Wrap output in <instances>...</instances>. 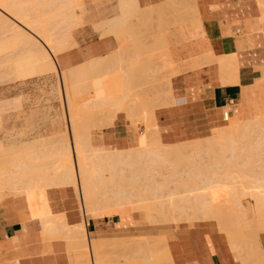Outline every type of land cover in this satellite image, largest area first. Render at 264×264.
<instances>
[{"label":"crops","instance_id":"crops-1","mask_svg":"<svg viewBox=\"0 0 264 264\" xmlns=\"http://www.w3.org/2000/svg\"><path fill=\"white\" fill-rule=\"evenodd\" d=\"M128 2H133L138 9L128 19H123L127 22H120V25L116 20L123 21L118 17L122 12L119 0L115 14L109 11L108 16L96 22L102 32H106L102 26L108 27L110 21L116 20V26H125V40L130 43H124V49L113 34L84 33L77 40L74 29L76 46L59 54V72L77 67L76 74L83 73L77 75L81 77L76 101L79 97L84 98L83 104L77 102L78 108H94L97 103L111 102L112 90L124 82L127 90L139 97L132 99L133 102H145L155 108L152 119L157 127L155 132H159V141L163 145L170 146L188 143L192 146L196 140L208 139L217 129L228 127L232 119L242 122L264 115V0H189V4L186 0ZM144 22L152 27L146 44L140 43L143 35L140 36L136 29V25L143 27ZM165 28L168 29L166 32ZM149 47L153 49L151 53L145 50ZM136 54L141 56L134 57ZM228 54L237 62L236 74L229 75L232 79L222 74L219 65V60L228 58ZM124 58L125 63L108 66L113 60ZM162 68L167 72L163 81ZM157 71L159 74H155ZM169 91L172 92V105L169 102L157 106L156 103L160 99L163 101ZM145 92L147 96H144ZM62 94L64 98L63 85ZM136 116L139 122L119 111L110 123H92V127L106 125L98 132V138L92 135L90 127L92 145L122 151L140 149L141 137L147 134L148 119H143L145 116L140 112ZM67 121L68 137L72 139L74 132L70 119ZM62 129L59 135L64 136H56V140L64 139L66 133L64 127ZM52 136L40 135L39 139ZM94 141L99 144L95 145ZM47 199L49 220L59 219L57 214H64L70 226L84 220L77 199L69 190L50 189ZM251 200L250 204L243 201L244 205H254ZM0 204H5L0 210V264H72L74 251L69 249L65 239L45 241L27 195L4 198ZM134 217L135 220L144 219L141 213L92 218L85 221L86 231L88 234L106 231L116 238L145 235L132 225ZM215 226L213 222L195 221L166 227L164 234L173 264H243L240 253L232 249L226 236ZM260 241L264 252V231L260 233ZM80 252L84 253V249H77V258Z\"/></svg>","mask_w":264,"mask_h":264},{"label":"bare ground","instance_id":"bare-ground-1","mask_svg":"<svg viewBox=\"0 0 264 264\" xmlns=\"http://www.w3.org/2000/svg\"><path fill=\"white\" fill-rule=\"evenodd\" d=\"M128 1L119 0L122 12L121 16L118 17H120V19L122 20L125 18L128 19L129 15L132 14L134 10L138 9L136 6H134L133 2L131 3ZM80 3L81 2L78 0H0V69L9 68V73H12L15 79L22 82L32 80L34 77H38V75L40 76L43 73L45 75L47 72H57L59 69V65L55 60L56 55L54 56V53L58 54V50H63L64 47H62L61 45H63V43H66V41L64 40L70 33H72V27H78L80 23L82 25L81 15L78 12V8L81 6ZM127 19L125 22H127ZM116 20L118 24H120V22L125 23L124 20ZM105 23H109V21H106ZM114 23L110 21L109 24H112V27L109 26V24L107 27L101 23V25H104V27L107 28L103 29L104 27L102 26V30L106 31L103 33L106 35V33L111 34V32H114L113 34L118 37L117 39H119L122 49H124L126 33V31L124 30L126 28L125 26L122 28L118 25L117 28V23ZM120 25H122V23ZM73 46H76V41L73 43ZM219 63V65H221L222 74L224 73V76L226 75L230 78L232 74H236L237 62L235 61L234 57L231 56V54H228V58L223 59L222 57V59L219 60ZM77 70V67H73L71 69H63L62 72L58 71L59 74L57 72V75H59L60 77L59 82L64 87V98L66 100L65 103L67 102L68 110L67 118L70 119V125L72 131L74 132L71 143H69L70 140L67 141L61 138V140H57L56 143H53L52 148L50 145V148H47L48 151H46V149H43L46 146L43 148L40 147L45 143V141L37 140L35 141L36 146L32 143L33 145L29 144L31 147L26 146L27 149L25 147L26 154L23 155V159L20 158L17 161L13 169L6 170L3 167L6 150L4 148L3 142L0 140V202H2L3 199L7 197L14 198V195H21L20 187L25 189L23 191V194L27 195L30 201V207L34 212V219L39 220L40 226L42 228V233L46 236L45 238L55 239L56 233L58 234L59 231L57 229V223H55L57 221L49 220V215L47 214L50 206L47 205V202L45 203L44 201L48 196V191L50 189L56 188V186H59V188L62 187L66 191L72 190L75 195L77 194L81 203V209L84 214V220H82V222H80L79 224L73 226H70L68 222L66 223V225H64V222L62 224V220L60 221L61 223L59 222L60 224L64 225L62 226V228L64 227L68 229L67 231L71 234L70 236L72 238L69 237L70 241L68 240L69 244H71L69 245L71 246V249L72 246L73 248H83L85 246H88L90 248V251L84 252V256L77 260L78 262L75 261V259L77 258L75 254L74 257L76 258L73 262L76 263L73 264H90L91 260L90 258L88 259L89 253H91V256L93 258L95 257V260L92 258V264H104L103 262H106L109 257H107V259L105 260H102L103 258H105V252L100 251V247L102 245H105V242L108 241L107 244H110L114 240L130 243V245H127V248L128 246L132 247L129 251H132L130 253H133V255L128 253L129 257L131 255L130 258H132H129L128 261L133 260L132 262L135 264L138 261L139 262L137 264H145L143 261H147V264H173L174 261L172 260L167 236L165 234L159 236L132 235L123 238H116L111 237L106 231H96L89 234L86 231V220L92 218L114 217L116 215L119 216L141 212L145 213L146 220L148 222L147 224H165L166 227H170L172 225H175L176 227L182 222H213L216 225L215 227H217V229L221 233L227 235L229 245H231L232 249L239 252L243 251L244 258H241L243 264H255V259H260L262 260V262L258 260L257 262L263 263V250L260 251L259 254H257V248L255 250L254 246L250 244V242L252 243V240H254L253 238H255V236L251 238L252 235H256V237H258V232L255 231L256 234H254V232L250 233L248 232V229L255 230V227L258 228L261 226L264 228V215L262 213H258H264V189H262L264 188V168L262 167L264 166V115H262L261 117H255V119L247 120L245 122L242 121L240 123L237 120L232 119L231 124L228 127L220 128L217 130L215 129V134L208 139L206 138L200 141L196 140L195 146H191V153L187 154V152L184 154L183 146H185L186 144L170 146L163 145L159 141V132H155V128L157 127L152 122V119L155 117H153L155 108L146 104L145 102H133L132 99L139 97L130 90H127L124 82L117 84L116 87L112 90V94H110V98L112 100L111 102L97 103L94 108H78L77 103L75 104L71 102L73 94L77 89L78 80L81 77H78L77 75L83 74L81 72H78V74H76ZM225 81L222 80V82ZM232 82H234V80ZM60 83L59 87L61 88ZM166 93L163 97V101L160 99L156 103L157 106H165L166 103L168 104L169 102L172 105L173 98L172 95H170V93L172 94V92L168 93V95H170L171 97L167 96ZM109 106H112L114 108ZM2 110V104H0L1 123ZM119 111L127 113L131 118L137 117V112L138 114L140 112V114H143V116H145L143 119H148L146 124L147 134L144 133L143 135L145 136L141 137L142 146L140 147V149L138 148L136 150L133 149L122 151L116 150L114 148H112V150H109L105 147L93 146L89 133L90 126L92 127L91 120L95 118L94 120L96 121V118L98 116H102L101 118L99 117L100 120L97 119L99 120V122L108 121L110 123L117 116V112ZM133 112H135V114ZM139 116L141 117V115ZM143 119L142 121L145 122ZM243 122L245 123L244 125H242ZM150 125L154 127V132L157 135V138H155V143L152 140L153 138H151L153 137V135L151 136L150 134L152 133L149 129H152ZM161 146L169 148L167 151L160 150L159 147ZM204 157H206L207 160ZM184 158L195 159L187 163V171L182 170L178 175L175 173L171 176V179L175 180L180 177L178 181H181L182 187L185 188L183 192L186 193L188 191H191L192 193H194L192 191L194 190L198 191V194H195V197L193 195V199H190L192 198L190 197L192 195H189V193H186L185 196L179 198L178 201L180 203L178 204V206H173L172 210L169 211V215L163 214L155 216L154 214H152V212L156 211V209L140 203L141 200L134 201L127 199V194L124 195V200H119L116 203H107L103 201L102 196H104L106 194V191L109 190L108 186L110 185V183L108 180L116 181L120 183V186H122V183L125 184L126 182H130L128 184H125L124 189H120L119 193L127 192L128 189H126V186L127 188L129 187L131 189V192H134L133 189L136 188L139 183L142 182V180L148 181L146 183L150 185L147 188H149L154 195L157 196V194L160 195V193H164L163 191H161V188L164 187L165 184H169L168 181H165L164 184H153L152 182L156 174H158L157 172H160L162 169L160 165L170 164L171 162H173V160V163H175V161H177L178 159L184 161ZM200 159H202L201 162ZM204 160H206L205 163H207L208 161H212L213 163L215 162V164H219L217 166L223 164L221 166H223V168H226L227 172L230 173L229 175L231 176H228V173H223L224 175L226 174V180L231 182L228 184L229 186L226 185L229 188L225 189V191L228 190V193L231 192L229 195L225 191L223 193H218V187L220 183L217 182L215 178L219 177L220 181L221 179H223V177L220 175L215 176L218 171L216 172L212 170V172L210 171L208 174V170H206V173H204L205 169L203 170V168L197 165H194L196 167L195 170L192 169V163L201 165L202 163H204ZM11 162L12 160L9 161V163ZM179 163L180 162H178V164ZM215 164L211 163V165L216 166ZM153 165L154 167H152ZM179 165L184 166L183 163H180ZM203 165L202 167H204ZM224 165L226 166L224 167ZM189 166L190 169L193 170L192 172H190L191 170L188 172ZM238 166L243 168L244 170L249 171V173H244L243 175L239 174L240 180L239 177H237L238 179H236L235 177L238 175L234 176L233 172H230V168L235 169ZM176 167L177 166H175V168L173 167V169L176 170ZM21 169H25L26 171L23 173ZM200 169H202L204 172L202 173V170ZM8 172H15V175H10L9 179L5 180L3 176ZM206 174L210 175L209 177H212L211 175H213L212 179H214V183L209 182L211 181V179ZM204 176L206 178H203ZM241 176H245L246 179L249 178L247 181L243 177L247 184L246 182L244 183L242 181ZM234 178L235 180H233ZM203 180L204 182H202ZM236 180H239V184L236 183ZM25 181L26 183L23 186H20L21 182ZM240 181L243 182L244 185H240ZM146 183L143 184L146 185ZM5 187L11 188L12 190H14V193L12 192L10 194L7 192H2V189H4ZM240 188L241 190H239ZM235 189L238 190L235 191ZM201 190L203 192H207L208 190V194L204 193L203 195V193L200 192ZM179 192L182 193L181 191H176L175 193ZM199 192L202 194H200ZM223 194L225 195V199ZM241 194L243 196L250 195L251 197L255 198L254 210L257 211L258 216L256 215L257 213L254 215L258 217L257 220H255V216V218L253 217L254 220L250 219L247 216V213L251 209L250 207L244 205V203L240 200L239 196ZM216 195H218V197L222 196L224 200L221 197L220 200ZM231 196H234L235 200L234 197ZM243 196L241 197L243 198ZM227 197L230 199H228ZM174 200L176 199L171 198L169 200L163 201ZM163 201H159V203L162 204ZM137 225L138 226L136 227V229L138 231L141 230L142 224ZM208 226H210V224ZM209 231L211 230L209 229ZM249 236H251V239L249 238ZM76 241L80 243L77 244ZM117 241H114V243H117ZM114 243H112L113 246ZM160 243L163 244L162 247L164 249L160 246ZM105 246L102 247L104 248ZM255 247L259 248V246ZM117 249L120 250V248ZM101 252H103L101 254L102 257L100 256ZM126 252L127 251H125V253L123 254H126V256H128ZM261 252L263 254H261L262 256H259ZM121 254L122 253H120V255ZM256 254L259 257L256 256ZM127 258L128 257H126L125 259ZM128 261L126 262L128 263Z\"/></svg>","mask_w":264,"mask_h":264},{"label":"rangeland","instance_id":"rangeland-1","mask_svg":"<svg viewBox=\"0 0 264 264\" xmlns=\"http://www.w3.org/2000/svg\"><path fill=\"white\" fill-rule=\"evenodd\" d=\"M78 1L81 2L80 3L81 6L78 8V10H79L78 12L81 15L82 25L80 23V25L78 27L77 26L72 27V31L75 29L74 30V35L76 36L77 40H78V37L81 36V35H83L84 33L89 34V35H91L93 33H96L98 36L105 35L102 31H100V29H98V27L96 26V22H98L97 20H101L102 18L108 16L109 11H110V14L111 13L112 14H115L116 13V6L115 5H116L117 0H78ZM186 1L189 4V0H186ZM138 20L136 19V21H138ZM136 27H137L136 29L140 32V36L143 35L142 37H140V43L146 44L148 42V40H150L149 39L150 38L149 34H150L151 30H152V27L151 26L148 27V23H146V22L143 23V27L141 25H138V26L136 25ZM163 30L166 32L168 29L165 28ZM113 33L111 32V34H113ZM107 34L108 33H106V35ZM113 35H115V34H113ZM127 37H130V35H127ZM66 39L64 40V41H66V43L65 44L63 43L64 46L61 45L62 47H64L63 50L60 49L61 48V46H60V48H59L60 50H58V54L57 53L56 54L54 53V56L56 55L55 56V60H56L57 63H58V60H59V56H60L59 54L60 53L66 51V50H68V49H70L72 47H75V46H73V43L75 42V39L73 37V33H70L67 36ZM127 41L128 40H125L124 43L125 44L130 43V42H127ZM145 50H147L146 52L151 53V51L153 49H151V47H149L148 49L145 48ZM140 56H137V54L134 55V57H140ZM135 60L137 61V63L140 62V59H135ZM124 61H125V58L122 59V60H117V61L116 60H113L112 63L110 65H108V66L110 67L111 65H117L120 62L125 63ZM131 62H132V60L129 63H126V64H130ZM58 65H59V67L61 66V64H59V63H58ZM123 66H124V64H123ZM8 70H9V68H2V69H0V104H2V109H3L1 111V114H2V116H1L2 119L1 120H2V123L0 121V123L2 124V125L0 124V126H1L0 127V140L3 142L4 148L6 150V153H5L6 156H5V160H4V164H3V167L6 170L13 169V167L16 165L17 161L20 158L23 159V157H24L23 155L26 154L25 147L26 146L29 147L30 146L29 144H31V145L34 144L35 145V141H37L36 139H38V141H45L46 144L44 143L45 145L42 144L40 147L43 148V147L46 146L45 148H43V149H46V151H48L47 148H50L49 147L50 145H51V148H52L53 143L54 142L56 143V141H57L55 137L56 136L57 137L58 136H64V135H59L60 133H62V130H63L62 127H64V132L66 133L64 139L67 140V141L70 140L69 143H71V139L69 138L70 137L69 130H67V125H68V123H67L68 122L67 121V117H68L67 116V111L68 110H67V107L65 106V101H64L65 98H63V94L61 93L62 92V84L59 82V80H60L59 78L60 77H59V75H57V72L58 71L57 72H55V71H53V72L52 71L51 72H47L45 75L43 73L40 76L38 75V77H34L30 81L22 82V81H19V80L15 79L13 77V74L12 73H9ZM159 72L160 71H157V72H155V74H159ZM161 72H162V74H161L162 75L161 76L162 80L161 81H163V80H165V78H163V77H165L167 75V72H166V69L165 68H162V71ZM58 74H59V72H58ZM59 83L61 84L60 85L61 88L59 87ZM97 93L98 92H96V95H97ZM138 94H140V93L138 92ZM147 94L148 93L144 94V96H147ZM149 95L151 97H156V96H152L153 93H149ZM170 95H172V94L170 93ZM170 95H167V96H170ZM140 96H142V95H140ZM83 101H84V98L83 97H79L78 100L76 101V91H75L74 94H73V98H72V101L71 102L72 103H75V104L77 102L83 104ZM99 117L100 116H98L96 118V121L98 123H104V121L99 122V120H100V118L102 116L100 118ZM94 119L91 120L92 123L96 122ZM97 119H99V120H97ZM131 119L133 121L139 122L135 117H132ZM244 122H243V124L242 123L241 124L244 125L245 124ZM106 123H109V122L107 121ZM104 126H106V125L93 126L92 129H91L92 135L95 138H98L99 137V133L98 132ZM150 127H152V129H153V131H152V129L149 128L150 129V132H152V133H150L151 136H152L153 133H154V127L151 126V125H150ZM40 135H45V136H48V135L51 136V135H53V136L52 137H49V138H44L45 140H40L39 139L40 138L39 137ZM155 138H154V135H153V139L152 140L154 141V143L156 142V139ZM58 140H61V139H58ZM94 144L97 145L99 143L97 141H94ZM194 146L195 145H192V147H194ZM27 147H26V149H27ZM185 147H186V149H185ZM42 148H40V149H42ZM168 148L169 147H165V146L159 147L160 150H165V151H167ZM106 149H108V148H106ZM191 149H192L191 146L188 145V144L186 146H183V152H184V154L187 153V152H188L187 154H190L191 153ZM109 150H112V149H109ZM195 158H193V159H195ZM204 158L206 159V157H204ZM184 159H183L184 161H182L181 159L180 160L178 159L177 161H175V163H173L174 162V160H173V162H171L172 164L170 163V164H162V165H160V167L162 169H161L160 172H157L158 174H156V176L154 177V179L152 180V182H153V184L154 183L155 184H164L165 181H168L169 184H167V185L165 184V186L161 188V191H163L164 193H162V194L160 193V195L157 194L158 197L156 195H154L150 191L149 188H147L150 185V184H147L146 183L148 181H145V180L143 181L142 180V182H140L139 185L136 188H134V189L132 188L133 191L136 193L135 194L134 192H131V189L129 187L127 188V186H126V189H128L127 192L119 193V190L120 189H124V185L125 184H128L130 182H126L125 184L122 183V186H120L119 185L120 183H118L116 181H110V180H108L109 183H110V185L108 186L109 187V190H107L106 191V194L104 196H102L103 201L104 202H107V203H116L119 200H124V198H125L124 195L127 194V199L134 200V201L141 200L140 203L145 204V205H148V206L153 207L154 209H156V211H153L152 212V214H154L155 216H157V215H163V214L169 215V211L172 210L173 206H176V205L178 206V204L180 203L178 201L179 198H181L182 196H185L186 193L187 194L189 193V195H192V196H190V197H192L190 199H193L195 197V194H198V191H194V190H192L194 193H192L191 191H188L186 193L183 192V190L185 188L182 187L181 181L180 182L178 181L180 179V177L177 178V179H175V180L171 179L172 178L171 176L173 174L176 173L178 175L179 172L182 171V170H186L187 171V166H188L187 163H189L190 161L193 160L192 158H190V159L189 158H187V159L184 158ZM10 160H12L11 163H9ZM206 160H204V163H202L201 165L194 164V163L191 164L190 163L191 165H193V168L192 169L195 170L196 167L194 165H197V166L203 168V170L205 169V172L202 169H200V170H202V173L203 172L206 173V170H208V174H209L210 171L212 172V170H214L216 172L218 171V173H220V174L217 173L215 176L220 175V176L223 177V179H221V181H220L219 180V177L215 178V176H214V178L216 179L217 182L220 183V185L218 187V189H219V192L218 193H223L225 191V189H228L229 188V187H227V186H229L228 184L231 183L228 180H226V178H225V175L226 174L224 175L223 173H228V176H231V175H229L230 173L227 172V169L226 168H223V166H221L223 164H220V166H221L220 167V166H217L219 164H215V162L213 163L212 161L211 162L208 161L207 163H205ZM201 161H202V159H200V162ZM178 162H180L181 164L183 163L184 166H182V165L180 166L179 165L180 163L178 164ZM196 163H197V161H196ZM211 163L212 164H215L216 166L211 165ZM173 164L174 165L177 164V165H175V166H177L176 167V170L173 169V167L175 168V166ZM178 165H179V167H178ZM202 165L204 167H202ZM225 166L226 165H224V167ZM152 167H154V165ZM262 167L264 168V166H262ZM227 168H229V167H227ZM236 168L235 169L234 168L233 169L230 168V172H233V175L234 176L235 175H238V176H235L236 179H238L237 177H239V174H242L243 175L244 173H249V171L244 170L243 168H241L239 166L236 167ZM258 168H260V167H258ZM188 169H189L188 170V172H189L191 170L190 169V166L188 167ZM217 169H219L220 171L217 170ZM21 170H22L23 173L26 171L25 169H21ZM193 170H191L190 172H192ZM221 173H222V175H221ZM234 173H236V174H234ZM10 175H15V172L14 173L8 172L3 177L5 178V180H7V179H9V176ZM202 175H204V174H202ZM205 176L203 178H206ZM207 176L209 177L210 175H207ZM211 176L212 177H209L211 179V181H209V182L210 183H214V179H212L213 178V175H211ZM245 176H246V174H245ZM245 176H243V177L245 178ZM233 177H231V178H233ZM243 177H242V181L245 183L246 181L243 179ZM224 178H225L226 182H225ZM248 179H246V180L248 181ZM233 180H235V178ZM239 180H240V177H239ZM199 181H201V180H199ZM238 181L236 183H238ZM202 182H204V180ZM243 182L240 181V185H242ZM249 182H250V180H249ZM25 183H26V181L25 182H21L20 186H23ZM143 183H146V185L143 184ZM175 183H177V184H175ZM180 184H181V186H180ZM232 184H233V181H232ZM246 184H247V182H246ZM234 186H235V183H234ZM56 188H59V186H56ZM262 189H264V188H262ZM24 190L25 189H23L22 187H20V192H21V195L20 196L25 195V194H23V191ZM236 190H238V189H235V191ZM239 190H241V188ZM69 191L71 192V194H73L76 197L77 202H78V205L80 207V210L82 211V209H81V203H80V200H79L77 194L75 195V193L72 190H69ZM176 191H181L182 193H180V192L179 193H175ZM2 192H5V193L7 192V193H10L11 194L12 192L14 193V190H12L11 188L5 187L4 189H2ZM200 192H202L203 195H204V193L208 194V190H207V192H203L202 190ZM225 192L228 193V190L225 191ZM202 193H200V194H202ZM230 193H228V195ZM193 195H194V197H193ZM9 196H11V195H9ZM216 196L218 197V195H216ZM241 196H243V195L241 194L239 196L240 197V200L242 202L244 201L245 204H250L252 202L251 199L254 200V205H250L251 206L250 207L251 210H249V212L247 214L250 219H253V217L255 216L256 217L255 220H257L258 213H262L264 215L263 212H258L257 213V211L254 210V208H255V198L251 197L250 195H248V196L247 195L246 196L244 195L243 198ZM14 197H16V195H14ZM198 197H200V196H198ZM220 197L222 198V196H220ZM220 197H218V198L220 199ZM231 197H234V196H231ZM239 197H238V199H239ZM47 198H48V196L46 197V199ZM171 198L172 199H176V200H174V201H163V200H169ZM224 199H225V195H224ZM228 199H230V198H228ZM231 199H233V198H231ZM47 200L49 201V199H47ZM234 200H235V197H234ZM159 201H163L162 204H160ZM4 205L5 204H3V205L0 204V206H1L0 207V210H3L5 208ZM49 211H50V209H49ZM82 213H83V211H82ZM52 214H55V213H52ZM141 214L144 216V219L143 220H141V219H136L135 220V217H134L133 218V222H132V225L135 228L138 226L137 224H142V226H141L142 229L139 232L140 234H145V235H149V236H159V235L164 234V229L166 228V225L165 224H156V225L147 224L148 222L146 220L145 213L144 212H141ZM254 214H256L257 216L254 215ZM57 215H58L59 219H55V221H57L55 223H57L56 225L59 226V228H58L59 231H58V234H56V237L57 238L55 237V239H65L68 242L69 249H71V246H69V245H71V244H69V241H70L69 237H71L70 236L71 234L67 231L68 229H66L64 227L62 228V226L66 225V223H67L66 216H64V214H57ZM139 220H141V221H139ZM60 221L62 222V224H63V222L65 224L64 225L60 224L61 223ZM258 228H259V230H258ZM258 228L255 227V230H249L248 229V232H250V233H253L254 232V234H256L255 231L259 233V234L257 233L258 237H256V235H252V237L249 236V238L250 237L253 238L255 236V238H253L254 240H252V243L250 242V244L252 246H254V249L255 250L257 248V250H258V253L257 254H259V252L263 250L262 244H261V241H260V233L262 231H264V228L262 226L261 227H258ZM250 229H253V228H250ZM64 232L65 233L68 232V233L67 234H64ZM68 234H69V236H68ZM224 235L226 236L227 241L229 243V240H228L227 235L226 234H224ZM43 236H44L45 241H48L49 242V241L53 240V239H49V238L46 239L45 238L46 236L44 234H43ZM77 240H78V237H77ZM114 241L116 242L117 240H114ZM114 241L111 242L110 244L109 243L107 244V242H108L107 241V242H105L107 244V245L105 244L106 246L105 245H102V246H105L104 248L102 246L100 247V251L105 252V255H104L105 258H103L102 260H105V259H107V257H109L106 260V262L108 261L107 264H129V263L135 264V263L132 262L133 260H129L128 261V259L131 257V255H133V253L132 254L130 253L132 251H129V250H131L132 247L131 246H128L129 249L127 248V245L128 244L130 245V243H125V242H122V241L121 242L117 241V243L119 242L117 244V243H114ZM78 243H80V242H77V244ZM112 243H114V246H113ZM72 244H74V243H72ZM81 244H82V242H81ZM161 244L162 243H160V246L162 247L163 244L162 245ZM87 245H89V244H87ZM74 246H79V245H74ZM119 246H121V247H119ZM255 246H259V248L258 247H255ZM74 248L72 246V249H71L72 251H74V256H75V254L77 255V253H75L77 251V249L80 248L82 250V247H76L77 249L76 248L74 249ZM85 248H87V249H85ZM117 248H120V250L117 249ZM83 249H85L84 252L90 251V248L88 246L87 247L86 246L83 247ZM117 251H120V252H117ZM125 251H127L126 252L127 255H128V253L131 254L130 257H129V255L126 256V254H123V253H125ZM103 252L100 253V256L101 257H102L101 254ZM262 252L260 253L259 256H262L261 255V254H263ZM120 253H122V254L120 255ZM239 253H242L240 255L242 256L241 258L243 259L244 258L243 251H241ZM83 254L84 253H81L80 252V256H78V257L79 258H82L84 256ZM257 254H256V256H258ZM124 255L126 257H128V258L125 259L126 257ZM85 256H86V254H85ZM132 257H135V256H132ZM263 257H264V255H263ZM75 258L76 257H74V259ZM79 258H76L75 261L78 262L77 260H79ZM89 258L91 260V261L89 260L90 261V264H92L91 262H92V258L93 257L91 256V253H89L88 259ZM130 259H132V258H130ZM257 260L258 259H255V261H254L255 264H263L264 263V260H263V263H261L262 260H260V259L258 260V261H261L260 263L257 262ZM126 261H128V263ZM76 262H72V264L73 263H76ZM106 262L104 261L103 263L106 264ZM143 262L145 264H147V261H143Z\"/></svg>","mask_w":264,"mask_h":264}]
</instances>
